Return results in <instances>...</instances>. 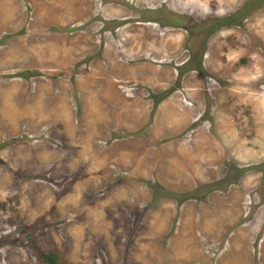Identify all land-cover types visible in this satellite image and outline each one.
Segmentation results:
<instances>
[{
	"label": "rangeland",
	"instance_id": "rangeland-1",
	"mask_svg": "<svg viewBox=\"0 0 264 264\" xmlns=\"http://www.w3.org/2000/svg\"><path fill=\"white\" fill-rule=\"evenodd\" d=\"M264 264V0H0V264Z\"/></svg>",
	"mask_w": 264,
	"mask_h": 264
},
{
	"label": "trees",
	"instance_id": "trees-1",
	"mask_svg": "<svg viewBox=\"0 0 264 264\" xmlns=\"http://www.w3.org/2000/svg\"><path fill=\"white\" fill-rule=\"evenodd\" d=\"M49 264H59L58 256L55 254L45 255Z\"/></svg>",
	"mask_w": 264,
	"mask_h": 264
}]
</instances>
